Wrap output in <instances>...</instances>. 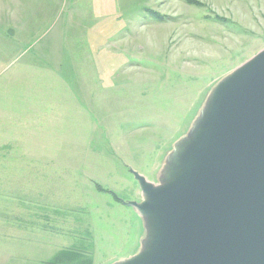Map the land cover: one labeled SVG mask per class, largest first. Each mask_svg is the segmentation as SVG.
Here are the masks:
<instances>
[{
    "label": "rangeland",
    "instance_id": "1",
    "mask_svg": "<svg viewBox=\"0 0 264 264\" xmlns=\"http://www.w3.org/2000/svg\"><path fill=\"white\" fill-rule=\"evenodd\" d=\"M263 50L264 0H0V264L143 252L135 173L163 185Z\"/></svg>",
    "mask_w": 264,
    "mask_h": 264
},
{
    "label": "water",
    "instance_id": "2",
    "mask_svg": "<svg viewBox=\"0 0 264 264\" xmlns=\"http://www.w3.org/2000/svg\"><path fill=\"white\" fill-rule=\"evenodd\" d=\"M215 100L208 124L175 146L188 157L170 162L163 185L135 173L145 200L126 205L156 229L123 264H264V50Z\"/></svg>",
    "mask_w": 264,
    "mask_h": 264
},
{
    "label": "crops",
    "instance_id": "3",
    "mask_svg": "<svg viewBox=\"0 0 264 264\" xmlns=\"http://www.w3.org/2000/svg\"><path fill=\"white\" fill-rule=\"evenodd\" d=\"M19 169L22 171V169H23V166L21 167H19ZM18 176H19V173H17L16 174V179H18ZM33 197H34V195H33ZM35 231V236H41V235H43V234H46V233H40V230L39 229H35L34 230ZM27 234H30V235H33V232H28ZM13 235V234H12ZM39 251V250H38Z\"/></svg>",
    "mask_w": 264,
    "mask_h": 264
},
{
    "label": "bare ground",
    "instance_id": "4",
    "mask_svg": "<svg viewBox=\"0 0 264 264\" xmlns=\"http://www.w3.org/2000/svg\"><path fill=\"white\" fill-rule=\"evenodd\" d=\"M194 169H195V165L191 164V170L189 171L188 174H192L194 172Z\"/></svg>",
    "mask_w": 264,
    "mask_h": 264
}]
</instances>
